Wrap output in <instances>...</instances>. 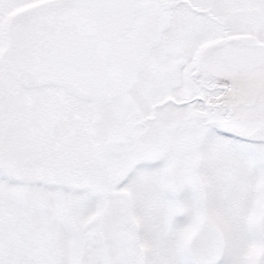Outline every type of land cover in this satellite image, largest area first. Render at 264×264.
Returning <instances> with one entry per match:
<instances>
[{
  "label": "snow or ice",
  "instance_id": "1",
  "mask_svg": "<svg viewBox=\"0 0 264 264\" xmlns=\"http://www.w3.org/2000/svg\"><path fill=\"white\" fill-rule=\"evenodd\" d=\"M0 264H264V0H0Z\"/></svg>",
  "mask_w": 264,
  "mask_h": 264
}]
</instances>
